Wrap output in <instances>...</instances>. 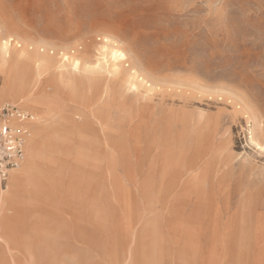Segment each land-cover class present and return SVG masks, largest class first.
<instances>
[{"label": "rangeland", "instance_id": "obj_1", "mask_svg": "<svg viewBox=\"0 0 264 264\" xmlns=\"http://www.w3.org/2000/svg\"><path fill=\"white\" fill-rule=\"evenodd\" d=\"M2 32L34 72L126 57L96 91L60 86L63 135L0 210V264H264V0H0Z\"/></svg>", "mask_w": 264, "mask_h": 264}, {"label": "bare ground", "instance_id": "obj_2", "mask_svg": "<svg viewBox=\"0 0 264 264\" xmlns=\"http://www.w3.org/2000/svg\"><path fill=\"white\" fill-rule=\"evenodd\" d=\"M4 36L5 35L3 32L0 33V68L4 70V83L3 87L0 89V98H6L9 96L12 97L16 95L25 96L26 102L24 105L21 103L19 104L23 107L26 106L31 110H34L37 114L43 112L47 118H52V123L49 125H40L36 121L31 125V134L27 140L25 149L26 159L23 160L19 167L11 171L9 181L7 183L8 190L6 192L1 190L0 210L10 208L14 205L11 199V192L26 182L29 173L38 159L39 143L37 142V138L41 136L46 130L47 132H51L58 136L63 135V132L58 128H51L53 123L58 122L60 124L59 119L61 116V111L56 106L58 99L57 93L60 86L66 84L69 85L72 82L75 83L78 80H81V78H87L90 88L96 91L104 82V77L106 74L110 76H117L121 74V72H124L120 68V57H118V55L121 56V59L126 57V54L123 53V51L120 52L119 49L113 46L115 44L112 45V42H107L109 40V38H107L106 42L108 44L101 46L102 50L104 51L103 57L100 58L98 56L99 58H97V61L93 63H83L82 58L79 56L75 57V55H63L64 57H62V59L60 58L61 60L59 64H56L53 60L44 57L41 59V61H37L38 63L35 62L38 68L36 72H34L32 70H28V67L30 68V66H32L29 63H34V59H32L30 56L26 58L24 54L21 53L14 57V59L9 60V44H11V38L8 43L9 38L6 40L3 38ZM108 53L111 55V58L113 59L112 61L107 59ZM101 59H104V61H101ZM68 66H70V68H68ZM51 72L52 75L49 78V82L52 84V86H54V91L42 96L34 97V92H36L35 90L41 84L43 75ZM135 72L136 70L131 72V74L128 72V75L126 76V85H129L128 88L130 87V89L132 87L137 88L138 83H136L135 80L136 76L132 74ZM143 83L141 81V84ZM105 92L107 91L103 90V93ZM36 105H41V111H38L34 107Z\"/></svg>", "mask_w": 264, "mask_h": 264}, {"label": "built area", "instance_id": "obj_3", "mask_svg": "<svg viewBox=\"0 0 264 264\" xmlns=\"http://www.w3.org/2000/svg\"><path fill=\"white\" fill-rule=\"evenodd\" d=\"M36 115L19 103L0 99V192L10 173L21 165Z\"/></svg>", "mask_w": 264, "mask_h": 264}]
</instances>
